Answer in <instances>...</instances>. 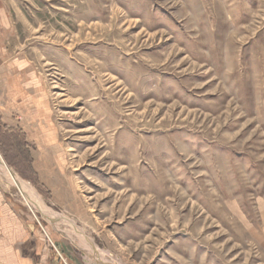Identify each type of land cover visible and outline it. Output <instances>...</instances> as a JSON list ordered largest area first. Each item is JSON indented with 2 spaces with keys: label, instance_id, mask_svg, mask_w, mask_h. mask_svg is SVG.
<instances>
[{
  "label": "rangeland",
  "instance_id": "1",
  "mask_svg": "<svg viewBox=\"0 0 264 264\" xmlns=\"http://www.w3.org/2000/svg\"><path fill=\"white\" fill-rule=\"evenodd\" d=\"M0 157L69 264H264V0H0Z\"/></svg>",
  "mask_w": 264,
  "mask_h": 264
},
{
  "label": "crops",
  "instance_id": "2",
  "mask_svg": "<svg viewBox=\"0 0 264 264\" xmlns=\"http://www.w3.org/2000/svg\"><path fill=\"white\" fill-rule=\"evenodd\" d=\"M0 186V264H69L70 255L61 242L54 245L22 206Z\"/></svg>",
  "mask_w": 264,
  "mask_h": 264
},
{
  "label": "bare ground",
  "instance_id": "3",
  "mask_svg": "<svg viewBox=\"0 0 264 264\" xmlns=\"http://www.w3.org/2000/svg\"><path fill=\"white\" fill-rule=\"evenodd\" d=\"M77 14V13H76ZM84 18V17H83ZM80 19V18H79ZM88 20V19H87ZM127 20V18H126ZM111 21V20H110ZM129 24H131L130 22H128ZM89 24V23H88ZM98 24V23H97ZM95 24L94 27H101L104 28L103 26L97 25ZM80 27V26H79ZM96 29V28H95ZM102 34V33H101ZM109 38V37H108ZM124 47V46H123ZM109 59V58H108ZM102 66V65H101ZM105 72V71H104ZM145 80V79H144ZM44 87V86H43ZM145 87V86H144ZM125 89V88H124ZM160 95V93H159ZM237 96V95H236ZM169 107V106H168ZM157 113V112H156ZM167 118V117H166ZM52 121V120H51ZM163 122V121H162ZM173 135V134H172ZM0 169L3 171V174H7V176L10 178L11 182L18 188V190L20 191V193L22 194L24 200L29 204V206L32 205L33 200H35L34 198H32V193H33V189L26 184L25 182H23L16 174L15 172L6 164V162L3 160L2 157H0ZM160 177V176H159ZM169 183V182H168ZM164 186V185H163ZM176 188V187H175ZM167 191V190H166ZM28 194H30L31 196H29ZM172 196V195H171ZM175 196V195H174ZM38 201V200H35ZM38 203V202H37ZM39 205H41V203H38ZM45 207V206H44ZM34 208V207H33ZM159 216V215H157ZM78 232V231H77ZM82 236V235H81ZM84 237V236H83ZM82 237V238H83ZM89 240V239H88ZM89 245L93 244V242L91 240H89ZM86 243V242H85ZM91 247V246H90ZM92 249V248H91ZM94 249V248H93ZM58 250V249H57ZM60 253V252H59ZM104 253V252H103ZM108 256V255H107ZM119 263V262H118Z\"/></svg>",
  "mask_w": 264,
  "mask_h": 264
},
{
  "label": "built area",
  "instance_id": "4",
  "mask_svg": "<svg viewBox=\"0 0 264 264\" xmlns=\"http://www.w3.org/2000/svg\"><path fill=\"white\" fill-rule=\"evenodd\" d=\"M45 232V231H44ZM45 234H46V232H45ZM47 236H48V234H46ZM49 237V236H48Z\"/></svg>",
  "mask_w": 264,
  "mask_h": 264
}]
</instances>
